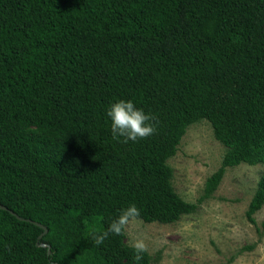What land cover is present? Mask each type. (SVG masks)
<instances>
[{"label":"trees","instance_id":"obj_1","mask_svg":"<svg viewBox=\"0 0 264 264\" xmlns=\"http://www.w3.org/2000/svg\"><path fill=\"white\" fill-rule=\"evenodd\" d=\"M121 99L153 135L113 138ZM199 120L226 146L201 202L227 167L264 165V0H0V204L23 218L0 208V264H151L92 233L129 204L148 223L196 210L168 159ZM263 205L264 172L251 223Z\"/></svg>","mask_w":264,"mask_h":264},{"label":"rangeland","instance_id":"obj_2","mask_svg":"<svg viewBox=\"0 0 264 264\" xmlns=\"http://www.w3.org/2000/svg\"><path fill=\"white\" fill-rule=\"evenodd\" d=\"M225 151L209 122L188 126L168 163L175 191L197 203L196 210L173 223L136 219L125 230V242L144 239L151 264H264V205L253 215L255 224L245 215L263 164L227 167L216 190L198 202L205 180L220 166Z\"/></svg>","mask_w":264,"mask_h":264},{"label":"clouds","instance_id":"obj_3","mask_svg":"<svg viewBox=\"0 0 264 264\" xmlns=\"http://www.w3.org/2000/svg\"><path fill=\"white\" fill-rule=\"evenodd\" d=\"M107 116L111 120V132L114 139L124 138L123 142L129 140L135 142L138 139L147 138L153 135L156 127L153 121L155 118L137 108L130 100H117L106 110ZM140 216V210L135 204H129L120 210L119 215L113 219L106 230L94 231L92 233L93 243L102 245L109 235L121 236L125 234L130 222L135 221ZM129 248L133 252L134 260L140 261L143 255L148 252V245L142 238L134 237L129 241Z\"/></svg>","mask_w":264,"mask_h":264},{"label":"water","instance_id":"obj_4","mask_svg":"<svg viewBox=\"0 0 264 264\" xmlns=\"http://www.w3.org/2000/svg\"><path fill=\"white\" fill-rule=\"evenodd\" d=\"M0 208L9 211L11 214L15 215V216H16L17 218H19V219H23L22 217L16 215V213H14L12 210L8 209L7 207H5V206L2 205V204H0ZM28 220H29V219H28ZM29 221H31L32 223L36 224L37 226H39V227H41V228L43 229V232L40 234V237H41L42 235H44V234L47 232V228H46L44 225H42V224H40V223H38V222L32 221V220H29ZM49 252H50V250H48V253H49Z\"/></svg>","mask_w":264,"mask_h":264}]
</instances>
